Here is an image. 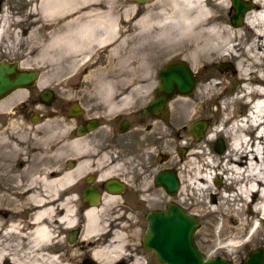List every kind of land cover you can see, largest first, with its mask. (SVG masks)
I'll return each mask as SVG.
<instances>
[{
    "label": "bare ground",
    "instance_id": "1",
    "mask_svg": "<svg viewBox=\"0 0 264 264\" xmlns=\"http://www.w3.org/2000/svg\"><path fill=\"white\" fill-rule=\"evenodd\" d=\"M14 1L20 8L8 10L7 15L5 6ZM242 1L249 2L251 8L243 13L238 25L227 17L230 0H25L23 6L25 20L35 31H43L41 36L46 33L42 44H27L26 52L42 50L43 54L48 47H56L55 58L67 60L65 68L74 71L71 76L85 67H93L90 75H101L99 65L110 59L114 60L113 65L123 68L136 61L141 63L142 57L127 60L135 51L141 53L154 45L164 53L198 49L199 117L201 108L215 106L221 118L208 129L202 141L198 140L199 170L192 171L187 183L199 192L195 194L199 196V209L211 221V231L200 235L199 242L212 243L217 253H226L236 261L238 249L264 242L256 225L260 220L264 222V0ZM2 5L0 36L5 28L12 27L13 42L8 47L13 49L19 44L18 29L23 20L10 16H22V0H5ZM32 33L30 29L28 35ZM221 62L230 63L231 78L238 85L230 94L224 86L227 73L215 69ZM203 70L207 72L203 74ZM23 93V89H17L10 96L13 100L22 99ZM253 129L255 136L251 134ZM217 137L227 138L224 152L206 153V147ZM214 178H218L216 186L212 184ZM62 180L43 181L53 190L47 197L36 193L25 196L34 207L27 225L9 222L0 227V239L5 234L15 240L7 246L0 242V264H81L84 257L93 263L109 264L116 259L114 255L121 251L122 243L98 242L105 226L98 210H87L79 227L68 207L60 213L52 201L46 200L55 198L54 189L62 186ZM233 190L232 198L222 195ZM206 191L212 195L214 206L204 202ZM78 227L79 241L75 244L88 250L73 256L65 249L62 256L55 257L54 250L62 242L60 230L69 232ZM130 264L142 263L132 257Z\"/></svg>",
    "mask_w": 264,
    "mask_h": 264
},
{
    "label": "flooded vegetation",
    "instance_id": "2",
    "mask_svg": "<svg viewBox=\"0 0 264 264\" xmlns=\"http://www.w3.org/2000/svg\"><path fill=\"white\" fill-rule=\"evenodd\" d=\"M230 11L231 15L232 8ZM141 53L135 52L133 56L136 60L142 57V64L136 61L125 70L113 67L107 70L108 75L55 78L65 84L61 91L42 86L35 94H23L22 99L13 100L10 96L13 92L0 98V144L7 136L4 130L8 129L9 115L18 117L25 127L37 130L35 148L22 145L26 147L25 156L22 161L14 162L15 172H8V178L12 176L19 181L24 198L33 193L45 195L42 186L40 190L35 189L43 181L63 179L62 186L54 189L55 198L46 200L52 201L60 213L68 207L78 226L83 223L87 210H98V217L105 225L98 242L122 243L115 264H126L123 260L131 259L128 246L141 244L150 212L175 203L192 214L188 211L191 206L183 205V198L199 193L187 183L192 171L199 170V141L189 130L192 123H197L198 133V49L167 53L146 49ZM158 59L166 60L156 64ZM0 63L26 69L2 48ZM177 63L188 71L193 80L192 90L189 94L164 93L163 101L154 110L153 102L159 98L158 87L162 83L160 71ZM36 80L25 90L29 91ZM210 127L202 132L201 140ZM217 138L209 144L213 152H216L213 142ZM219 139L224 152L225 141ZM6 141L16 144L11 138ZM2 154L0 149V165L6 163ZM5 173L0 167L1 179ZM161 174L173 178L175 186L171 193L166 185L156 183V177ZM9 187L10 183L0 180L1 195L7 194ZM47 188L50 190L47 189L46 197L53 191ZM25 208L26 214L34 210L32 202ZM0 214L8 216L4 210ZM79 227L64 232V239L69 242L71 237L72 243H76ZM82 260L81 264L92 262L87 257Z\"/></svg>",
    "mask_w": 264,
    "mask_h": 264
},
{
    "label": "rangeland",
    "instance_id": "3",
    "mask_svg": "<svg viewBox=\"0 0 264 264\" xmlns=\"http://www.w3.org/2000/svg\"><path fill=\"white\" fill-rule=\"evenodd\" d=\"M4 2H5V0H2L0 2V6ZM24 3H25V0H22V9H23L22 16H12V15L10 16V17H21V19L23 20L22 25L19 28L20 30L18 29V31L20 32V36L18 37L19 38V44H17L18 46L17 45L14 46L13 49L11 47H8V44L10 46V44L13 42V38L10 35V31H11L12 27L11 28L7 27L4 29L3 34L0 36V50L2 48L7 53L8 56H13L14 59L20 61V65L23 63L22 64L23 66L21 65L22 68L37 70L39 72V77L36 80L35 85L32 86L29 89V91H26L24 89V93H23L24 95L27 92L35 94L37 92V90L39 88H41L42 86H45L48 88L51 87V88H54L56 90L58 88H60L59 91H61L62 90L61 88L65 87V84H61V82L56 81L55 78L71 76V75H73L74 71L71 72L70 69L65 68L66 64H67V60H65V58L64 59H58L59 57L55 58L56 52L58 51L56 47H53V46L48 47L47 51H44L43 54H40L42 50L41 51H34L31 54L26 52L24 47L27 44H30V43L33 44L34 43L37 45L38 42H39V44H42L46 40V38H45L46 33L44 34V36H41L43 31H41L40 29L35 31L34 26H32V24H29L25 20V16H26L25 11L26 10H24V8H23ZM228 5H229V7H231L230 3H228ZM2 7H3V5H2ZM12 8H13V11H18L20 8V4H17V1L8 2V5L5 6V10L7 11V15L9 14L8 10H10ZM13 11L11 13H13ZM230 13H231V11H230ZM227 17L231 18V15L228 14ZM6 29H7V31H6ZM30 29L33 31L32 35L34 37H32V35H28V31ZM157 46L158 45L152 46L151 48H149V51H156V49H157V50H159V52L164 53ZM135 52H138V51H135ZM45 55H46V57H45ZM133 55H130L129 56L130 58H128L127 61H132L133 59H135L134 58L135 55L134 56ZM27 56H28V58H27ZM51 56H54V57L51 58ZM47 57H49L50 60L47 59ZM40 58H41V60H39V61L36 60V59H40ZM55 59H56V61H55ZM165 60L166 59H158L156 61V64L157 63L161 64ZM25 61H26V63H25ZM109 61L105 62L106 64H102V65L100 64L99 65V69L100 70L102 69V70L100 71L101 75L99 74L97 76L107 75L106 72L108 70V67L113 68V66H115V68H118V69H124L125 68V67L123 68V67L113 65L111 63V61H114V60L110 59ZM55 62H57V63H55ZM107 63L110 65H108ZM224 63H227V62H221V63L216 64L215 69L217 71H220V72L225 71L227 73V75H226L227 77H226V79H224V86H225V91L230 94V93L234 92V90L238 87V85H237V82L231 78V74H232L231 68L225 67L222 70L219 69V64H224ZM228 64L230 65V63H228ZM92 69H93V67L82 68L81 70H79L78 74H75V76H79V75L80 76H96V75H90L92 73H90L89 71ZM56 72H57V74H56ZM202 72L204 74L207 71L203 70ZM107 73H110V72H107ZM200 76H201V73L198 74L199 80H200ZM42 80H43V83L40 84L39 82ZM15 91H13V92L15 93ZM33 110H37V108L33 107ZM216 110L217 109L215 106H205L204 108H201V114H200V117L198 118V120L206 122V124H205L206 128H207V126L208 127L212 126L214 123L219 122L220 118H221L220 113L217 112ZM9 117L10 118L7 119L8 129L4 130V134H6L7 136L4 140V142L0 144V149L3 150L2 159L4 162H6L4 165H0V167H2L3 170L6 172L4 175L5 177L3 179L0 178V180L5 181L6 183H10V187L8 189H6L7 194H5V193L3 195L0 194V211L4 210V212H6L8 214V216L6 217V216H3L2 214H0V227H5L4 225L6 223L8 224L9 222H14V223L20 222V225H22V223H23V225H27V223L30 221L29 214H26L27 208H25V205L31 206V202H30V200H27L23 196H21L22 195L21 194L22 189H21V186L19 184V181L12 176H10L8 178L7 173L10 172L13 174L15 172L12 169V167L15 166L14 162L18 163V162L22 161V158L25 156V152L23 150L26 147L34 149L36 144H37V139H36L37 130L35 128L25 127L24 125H26V124L19 122L18 117H14V116H10V115H9ZM10 138L12 140H14L16 142V144L13 142L6 141ZM223 139L225 141V145H226L225 149H226L227 138L224 137ZM22 145H26V147H22ZM206 148H207L205 150L206 153L212 152L209 145ZM8 166L10 167L9 171L6 170V168ZM217 182H218V178H214L212 184L216 186V185H218ZM36 183L39 184L38 182H35V184ZM41 186H42V191L45 194H47V189H49V188H47V187L45 188V186L42 183L40 184L39 189H38V187H36L35 189L40 190ZM234 194H235L234 190L222 193V195L228 199L232 198V196ZM4 196H5V198H4V200H2L1 198ZM204 202L209 206H214L213 197L211 194L208 193V191H206L204 194ZM185 203H186V205L191 206L189 208L190 210H188V211H190L192 214H196V217L198 218V229L193 234V241H194L197 249L203 254V256L205 258H212V257L218 256L221 259L230 262L231 264H241V262H243L245 260L248 252L254 251L258 248H261L264 251V242H262L260 244H256V243L249 244L248 246H244V247L238 249V260L236 261L235 259H233L232 256H229L226 253H217L215 250V247L212 243H209V242H201L200 243L199 242L200 235L208 234L211 231L210 230L211 221L208 218H205L203 216V211L201 209H199V196L198 195H196L194 197H191V196L190 197H184L183 198V205ZM162 206L163 205H161L160 207H162ZM24 215H26V216H24ZM256 225L258 226L259 230L262 232V234L264 236V222H262V220H260V221H258V223ZM64 230L65 229L60 230V238H61L62 242H59L60 245H57L56 250H54L55 255L54 254L53 255L55 257H57L58 255L62 256L65 249H69V253L73 256L77 255L79 252L82 253V255H83L84 250H88V249H86V248L82 249L79 244L67 242L64 239V237H65L64 232H66ZM55 231L58 232L57 229ZM54 235L56 236L55 232H54ZM9 241L12 242L11 244H14L15 240L12 236L9 237L8 235H5V234L0 239V242H2L3 245H6V246L8 245ZM76 241H79V240L77 239ZM86 247H88V246H86ZM128 247H130L129 253H131V258L137 257L139 259V261H141L142 264H159L155 260V257L153 255L152 251L144 250L143 247L141 246V244H132V245H129ZM119 254H120L119 252L115 253V255H114V258H116L115 260H118L117 257ZM81 256H79V257H81ZM115 260H112V262L110 261L109 264H113V263L115 264V262H114ZM80 262H81V260H80ZM123 262H125L126 264H130L131 259L130 260L124 259ZM94 263L97 264L96 262H94Z\"/></svg>",
    "mask_w": 264,
    "mask_h": 264
},
{
    "label": "water",
    "instance_id": "4",
    "mask_svg": "<svg viewBox=\"0 0 264 264\" xmlns=\"http://www.w3.org/2000/svg\"><path fill=\"white\" fill-rule=\"evenodd\" d=\"M145 2L148 0H135ZM231 22L238 25L243 13L251 8V4L242 0H230ZM231 68L228 63L219 64V69ZM232 70V68H231ZM159 76L162 83L158 87L159 98L153 102L156 110L157 104L162 102L164 93L189 94L193 87V80L188 71L179 63L165 66ZM38 73L32 69H16L14 64L0 63V98L17 89L30 87L37 79ZM206 122L198 120V133L195 130L197 123L189 126L195 140H200L206 128ZM222 141L217 138L213 148L220 152ZM156 183H162L169 188L170 193L175 186L171 176L163 174L156 177ZM198 229V220L195 215L189 214L175 203H169L162 210L150 212L147 215V226L141 236V246L144 250L152 251L159 264H231L218 256L205 258L197 249L193 241V234ZM70 236V235H69ZM72 243V238H68ZM83 264H94L88 261ZM241 264H264V253L261 248L248 252Z\"/></svg>",
    "mask_w": 264,
    "mask_h": 264
}]
</instances>
